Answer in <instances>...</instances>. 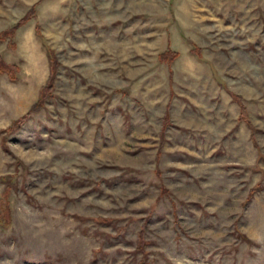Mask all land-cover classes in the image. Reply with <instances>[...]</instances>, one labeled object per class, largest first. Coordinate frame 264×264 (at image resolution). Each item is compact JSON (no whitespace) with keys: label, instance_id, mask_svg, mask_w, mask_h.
I'll return each instance as SVG.
<instances>
[{"label":"rangeland","instance_id":"rangeland-1","mask_svg":"<svg viewBox=\"0 0 264 264\" xmlns=\"http://www.w3.org/2000/svg\"><path fill=\"white\" fill-rule=\"evenodd\" d=\"M1 34L0 264H264V0H0Z\"/></svg>","mask_w":264,"mask_h":264},{"label":"trees","instance_id":"trees-1","mask_svg":"<svg viewBox=\"0 0 264 264\" xmlns=\"http://www.w3.org/2000/svg\"><path fill=\"white\" fill-rule=\"evenodd\" d=\"M0 38H2V34L0 36ZM53 54V53H52ZM163 56V55H162ZM164 57V56H163ZM55 60V59H54ZM2 65V66H1ZM19 68H17L15 65H6V64H1L0 63V73H8L10 74V76L12 78H15V75L17 73ZM47 88V89H46ZM52 87L50 85V83L48 84V86H46L45 88L42 89V92H41V99L43 96L47 95V90H50ZM50 93V92H49ZM48 93V94H49ZM19 123V121L17 122ZM103 219V218H102ZM104 220V219H103ZM142 264V263H141Z\"/></svg>","mask_w":264,"mask_h":264}]
</instances>
